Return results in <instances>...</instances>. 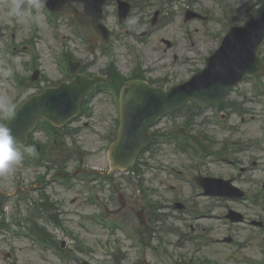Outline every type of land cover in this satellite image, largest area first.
Returning <instances> with one entry per match:
<instances>
[{
    "label": "rangeland",
    "instance_id": "obj_1",
    "mask_svg": "<svg viewBox=\"0 0 264 264\" xmlns=\"http://www.w3.org/2000/svg\"><path fill=\"white\" fill-rule=\"evenodd\" d=\"M152 1L160 4L158 6H162L164 10L171 8L175 14H172L171 11L166 14H168V19L173 16L174 20L169 24L151 28L150 20L155 10L147 12L145 19L140 11H133L130 16L129 29L133 32L130 34V39L134 43L133 50L136 47L143 66L149 67L147 76L164 78L170 85L173 81L187 80L197 70L202 69L204 58L210 56L219 47L227 31L228 21L231 18H237L239 24H244L248 20L247 16L250 15V10L258 0H191V9L208 17L207 21L190 22L189 28L193 36V44L184 38L181 26L187 0H176L172 3L168 0ZM11 3L12 0H0V47L9 46L11 37L8 30L14 28L13 43L17 51L14 56L11 55V60L17 66L19 77H30L34 72V66H36L44 73L49 82L56 84L60 82L64 74L61 69H63L62 60L65 52L75 54L85 60H91L88 42L85 41L87 38L90 40V35L82 33L84 38H79L70 18L60 15L57 16L56 23L52 24L46 18L44 10L41 9L36 14L31 12L30 4L37 3L31 0L19 14L18 20L12 21L9 16ZM36 7L39 9V5ZM115 10L114 2L108 4L105 16L106 25L115 34L112 48L114 54L107 55L100 49L96 62L91 66L92 72L104 69L109 59L118 60L126 71L130 67L128 57L132 55L131 49L123 42L125 35L123 29L118 25ZM220 19L224 20V24L220 22ZM223 26L226 28L224 29ZM32 29H37V31L33 33ZM145 32L150 33V40L143 44L138 43L136 37ZM162 39H168L174 45L173 49L165 51V54V48L161 46ZM27 42L31 44L28 45ZM153 47H157L159 51L157 53L148 51ZM33 53L36 55H32ZM152 59L154 63L152 62L151 65ZM144 67L142 68L147 70ZM153 70L155 71L152 73ZM166 72H170L172 75L166 77ZM0 76H3L0 83L1 114L8 95L14 89L8 82V72L2 66H0ZM259 81L264 84V76H260ZM262 89L264 87L262 88L257 80L249 78L242 82L230 94L228 100L237 103L243 111L237 113L229 110V118L224 121L226 124L219 125V117L215 116L216 119H214V110L211 108L199 111L197 108L188 107L198 114L195 119L193 118L192 123H186V117L190 113L189 109L163 120L156 131L169 134L180 132L181 137L187 139L195 137L202 140V137L207 136L214 139L216 145L212 146L208 157L201 158L202 162L190 157L187 153H178L175 143L172 145L162 143L153 158L147 154L143 160L146 159L153 168L144 169L142 179L145 181V188L151 191L155 190L156 193L149 192L146 198L143 193L137 195L128 184L127 178L120 174H116L114 180L104 186L94 184L98 187L95 195H91L89 188L84 187L83 184L70 183L68 186L52 184L47 187L43 192L47 193L52 201L60 206L57 213L60 216L61 224L55 221H43V223L59 243L67 242L65 251L68 252L69 259L64 260L62 255L53 249L44 252L30 239L23 236H6L1 233L0 264H82L84 261L90 264H116L113 255L119 252L125 255L123 264H141L145 258L152 264H173L181 257H185L187 260L192 258L210 259L216 264L258 262L263 256L259 243L260 233L252 229L240 232L241 239L252 240L248 247L241 251L231 245L209 243L210 240L215 241L233 236L235 228L229 230L221 221L203 218L209 212L212 215H225L226 202L217 204V202L201 196L199 189L191 184L199 172L224 178L236 175L229 162H238L243 167L251 168L252 172L254 165H258L259 169L252 173L253 178L258 182L257 184L251 182V179L247 177L239 180L237 177L243 183L239 184L238 182L236 185L245 190L248 195L256 196L262 193V181L264 180V91L262 92ZM93 101L95 104L92 107L94 114L91 117V122L95 126L94 129L109 134L115 127L114 121L117 115L111 96L103 94L97 96ZM228 124L232 127L230 133L224 129V126L228 128ZM37 135L42 138L41 134ZM42 139L46 141V139ZM76 142L80 143L79 146L89 154V159L87 157L89 167L106 171L107 141H101L94 132L84 131ZM205 143L208 144L206 141ZM214 151L223 154V159ZM203 152L206 153L204 150ZM71 166L73 165L71 164ZM20 170V168L12 169L9 173L0 175V191L13 193L15 184H12V177L19 176L21 181L25 182L21 186L31 190L29 197L37 199L38 193L34 191L36 187L32 183L36 180V174L44 172V169L30 167L25 171ZM250 174L248 173L247 176ZM134 179L137 180V177L134 176ZM172 185L176 189L171 188ZM174 192L177 193L175 199H173ZM91 198L100 201L103 206H107V210L103 211L96 204H92ZM174 200L185 201L191 210L184 214L181 211L173 210ZM233 205L237 210H242L250 217L264 218L262 205H254L250 200L245 204L235 203ZM6 208L8 214L13 217L15 211L12 200L6 201ZM195 212H198L201 218L198 219ZM152 215L160 216L156 227L174 225V228H179L182 235L191 233L190 224H192L194 237L200 240L206 238V244L197 247V243H188L182 247L180 244H176L179 242L177 234H166L159 228L158 231L165 238L163 247L167 250L168 255L163 254L164 250L155 253L150 248L144 252L138 247L135 232L143 229ZM95 216L119 222V225H124V228L130 232L126 234L122 228L113 231L96 223L93 219ZM95 220H99V218L95 217ZM142 221L144 223H141ZM104 224L110 225L112 228L116 226L115 222H104ZM154 245L156 246L157 243L154 242Z\"/></svg>",
    "mask_w": 264,
    "mask_h": 264
},
{
    "label": "water",
    "instance_id": "obj_2",
    "mask_svg": "<svg viewBox=\"0 0 264 264\" xmlns=\"http://www.w3.org/2000/svg\"><path fill=\"white\" fill-rule=\"evenodd\" d=\"M60 1L61 3L57 4V0H45L54 12L61 11L63 6L67 5V12L75 15L73 4L84 3L87 16L92 17V24L89 26L95 25L101 30L97 24L102 17L105 0ZM76 18L82 22L79 17ZM263 39L264 5L257 17L245 28L232 31L221 49L209 59L208 68L190 83L175 87L167 94L149 90L139 83L131 86L122 100L123 126L119 141L114 145L111 154L114 167L125 168L133 164L140 148L148 141L149 128L166 111L189 99L201 103L218 102L243 77L263 71V67L256 58ZM72 87L64 86L58 90L48 91L42 97L32 101L15 116L9 130L14 134L18 130L16 126H19L22 135H26L40 117L47 118L56 124H62L73 117L78 111L79 101L84 91L70 92L69 89ZM149 96H155L154 101L148 100ZM25 114H28V117H25ZM210 191V193L219 194Z\"/></svg>",
    "mask_w": 264,
    "mask_h": 264
},
{
    "label": "clouds",
    "instance_id": "obj_3",
    "mask_svg": "<svg viewBox=\"0 0 264 264\" xmlns=\"http://www.w3.org/2000/svg\"><path fill=\"white\" fill-rule=\"evenodd\" d=\"M32 153V149H28ZM23 156L15 146L14 138L6 128H0V175L9 173L22 162Z\"/></svg>",
    "mask_w": 264,
    "mask_h": 264
}]
</instances>
